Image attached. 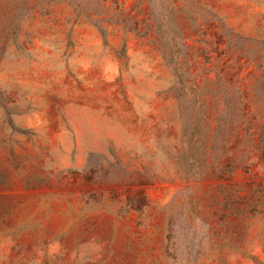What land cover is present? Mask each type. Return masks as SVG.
I'll list each match as a JSON object with an SVG mask.
<instances>
[{
	"label": "rangeland",
	"instance_id": "obj_1",
	"mask_svg": "<svg viewBox=\"0 0 264 264\" xmlns=\"http://www.w3.org/2000/svg\"><path fill=\"white\" fill-rule=\"evenodd\" d=\"M0 264H264V0H0Z\"/></svg>",
	"mask_w": 264,
	"mask_h": 264
}]
</instances>
